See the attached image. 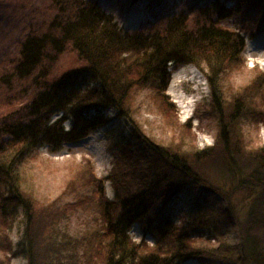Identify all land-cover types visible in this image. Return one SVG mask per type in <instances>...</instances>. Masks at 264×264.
<instances>
[{"label":"trees","instance_id":"1","mask_svg":"<svg viewBox=\"0 0 264 264\" xmlns=\"http://www.w3.org/2000/svg\"><path fill=\"white\" fill-rule=\"evenodd\" d=\"M132 1L137 20L133 29L120 26L95 1L51 0L46 28L25 36L11 74L0 77L6 86L29 79L33 90L27 101L0 118V250L24 257L27 264H94L93 256L102 259L99 264H181L205 254L195 244L199 231L214 229L218 236L227 223L237 232V241H221L208 254L229 264H264V145L251 152L244 146L243 155L241 132L232 126L241 113L264 114V103L256 106L249 97L264 93V71L256 73L248 91L228 101V112L220 118L227 124L220 129V145L196 153L157 143L142 132L132 111L137 87L155 91L152 98L161 97L174 109L166 94L172 68L193 64L204 72L217 115H223L219 72L243 67L245 36L220 22L250 11L260 0L177 1L178 7L170 0ZM141 17L154 25L164 20L161 31H144L138 24ZM192 17L204 21L188 29ZM67 47L84 64L46 80L55 56ZM44 59L51 64L44 65ZM108 111L123 117L130 131L109 143L115 166L108 175L97 177L88 168L95 226L87 237L72 235L60 221L81 207L82 195L76 189L71 202L38 206L20 188L23 163L40 148L56 153L85 139L107 124ZM235 112L239 114L233 119ZM201 153L206 157H198ZM105 181H111V199ZM191 189L199 200L189 202L186 217L176 225L174 218L182 209L176 201ZM211 200L217 205L205 204ZM239 203L247 207L241 209ZM17 213L21 231L13 244L6 228ZM134 225L141 229L142 241L133 239ZM146 235L152 246H147Z\"/></svg>","mask_w":264,"mask_h":264},{"label":"rangeland","instance_id":"2","mask_svg":"<svg viewBox=\"0 0 264 264\" xmlns=\"http://www.w3.org/2000/svg\"><path fill=\"white\" fill-rule=\"evenodd\" d=\"M92 1L111 12L119 25L125 28H137L135 25L136 14L133 13L134 9L131 5L132 0ZM170 1H176L174 3L178 7L177 1L192 0ZM258 3L260 5L250 11H242L220 22L222 27L228 30H237L245 36V48L242 53L243 67L240 69L223 67V69L221 68L224 70L223 74L219 72L221 83L218 99L225 108L223 115L220 117L219 114L217 115V104L213 102L204 72L193 64L177 66L172 68L166 90L174 109L164 104L161 97L157 96L156 99L154 96L153 100L150 94L155 91L137 87L132 94L133 118L140 129L144 130L142 132H145V135L157 143L173 144L174 147L179 145L191 153L211 148L212 145H220L218 142L220 129L227 127L224 120L220 118L228 112V101L238 97L239 93L248 91L256 73L261 76L262 74L259 72L264 71V0H260ZM50 7L51 0H0V77L11 74L25 36L43 32L46 28L53 13L49 9ZM138 21L144 31L149 30L150 32L155 30L160 32L164 24V20H160L156 25L152 22L147 24V19L143 17ZM202 21L204 20L201 18L192 17L187 21V28L194 29L195 24ZM54 60L55 62L44 59V65L48 66L52 62L50 74L46 75L48 81L57 78L67 70L84 64L70 47L57 54ZM22 80H13V83L7 86L0 84V118L10 107L14 109L21 106L33 92L28 86L30 80L21 82ZM261 87L264 89V80ZM249 97L256 99V106L264 103L263 92L262 95L251 94ZM173 110L174 115L171 112ZM238 114L239 112H235L233 119ZM106 115L108 117L107 124L89 133L85 139L67 145L56 153H50L45 148H40L37 153L23 163L20 188L23 186V190L31 195L38 206L52 203L60 206L71 202L77 195L76 189L78 194L82 195L81 207L71 213L67 219L60 221L72 235L81 234L80 236L87 237L95 226L92 212H94L93 207L95 209L97 207L94 205V197L91 194L94 188L87 184V179H90L88 168H91L97 177L104 178L108 175L114 169L115 164L107 147L116 136L120 134L127 136L130 131V125L123 117L115 115L113 111L106 112ZM187 121L188 123H186ZM179 123L183 126L182 128L179 127ZM232 126L241 132L240 150L243 155H246L245 151L251 152L256 147L264 145V114L251 112V116L243 117L241 113ZM231 136H233L232 132ZM228 137L227 135L226 139ZM186 138L188 142H186ZM184 141L185 143H182ZM198 155V157H206L202 153ZM232 157L236 156L232 154ZM73 182H75V186L72 188L69 184ZM80 185L82 188H79ZM105 187L106 195L111 199L113 197L111 181H105ZM193 190L191 189V191ZM198 196L196 190L193 192L186 190L181 193L180 198L176 201L179 203L175 204L182 208L174 218L176 225L181 224L186 217L184 209L189 205V202L198 201ZM205 204L211 207V205H217V202L211 200ZM237 206L245 209L247 204L239 203ZM213 215L215 214L213 213ZM19 220L20 214L17 213L16 219L6 228L13 244L18 241L20 235ZM215 233L216 230L210 228L199 231L195 244L205 254L199 258L191 257L183 261L182 264H229L226 261H221L217 256L209 255L208 248L215 249L221 241L233 244L238 239L237 232L229 229L225 223L220 228L219 235L216 236ZM131 234L135 241H142L140 238L143 233L138 225H134ZM145 240L148 241L147 246H152L150 235H146ZM93 259L94 264H99L102 260L99 256H93ZM0 264H27V260L24 257H15L8 251L0 250Z\"/></svg>","mask_w":264,"mask_h":264},{"label":"bare ground","instance_id":"3","mask_svg":"<svg viewBox=\"0 0 264 264\" xmlns=\"http://www.w3.org/2000/svg\"><path fill=\"white\" fill-rule=\"evenodd\" d=\"M187 105H188V103H187Z\"/></svg>","mask_w":264,"mask_h":264}]
</instances>
